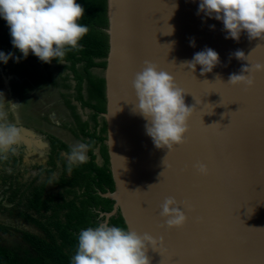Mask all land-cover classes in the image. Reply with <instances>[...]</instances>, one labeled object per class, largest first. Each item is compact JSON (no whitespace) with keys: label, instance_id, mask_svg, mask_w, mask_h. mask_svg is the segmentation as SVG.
I'll list each match as a JSON object with an SVG mask.
<instances>
[{"label":"water","instance_id":"1","mask_svg":"<svg viewBox=\"0 0 264 264\" xmlns=\"http://www.w3.org/2000/svg\"><path fill=\"white\" fill-rule=\"evenodd\" d=\"M199 2L107 0L102 117L114 189L102 196L114 203L104 221L119 213L126 228L162 238L155 251L148 249L150 264H264V72L251 74V88L227 83L243 67L264 64V40L250 41L246 32L239 41L226 39L222 21L197 15ZM205 48L220 59L211 73L182 65ZM237 50L246 60L232 55ZM146 60L172 75L187 92L186 106L195 107L186 142L168 154L133 112L132 81ZM220 101L224 106L216 107ZM213 123L219 124L205 127ZM169 197L188 217L182 228L162 227L161 205Z\"/></svg>","mask_w":264,"mask_h":264},{"label":"clouds","instance_id":"2","mask_svg":"<svg viewBox=\"0 0 264 264\" xmlns=\"http://www.w3.org/2000/svg\"><path fill=\"white\" fill-rule=\"evenodd\" d=\"M84 11L76 0H0V17L7 22L13 47L24 58L31 52L46 63L52 59L62 61L67 51L78 50L79 41L89 32L87 26L78 23ZM200 13L222 21L223 30L227 33L226 39L239 41L241 33L246 32L250 41L264 40V0H200L197 15ZM171 32L164 34L170 35ZM190 46L195 47L194 39L190 41ZM232 55L238 60H246L243 51L237 50ZM12 58L17 62L20 60L13 53L6 55L0 52V61L5 64ZM219 63L218 53L205 48L182 65L192 72L200 65L201 75H204L211 73ZM158 67L146 60L142 70L135 74L132 87L137 103L133 104V112L147 122L146 134L151 137L155 147L166 148L168 154L174 146L186 142L188 122L195 107L186 106L184 96L187 92L176 84L172 75L158 70ZM255 72H264V64L243 67L241 74H231L227 83L233 86L243 84L251 88L255 83L251 74ZM221 101L216 107L224 106ZM7 105L8 111L15 113L21 104L8 102ZM8 111L5 110V104L0 103V158L3 159H7L3 154L15 153L14 146L21 143L24 131L16 124L7 122ZM214 124L219 123L205 127ZM91 143L94 142L77 143L71 147L67 155L69 173L74 164L87 162L86 153ZM196 168L200 174H208L205 164H198ZM160 216L165 220L162 227L166 226L167 229L182 228L188 219L174 197L165 199ZM162 243V238H154L148 233L141 235L126 227L110 226L102 221L98 226L88 227L79 233L78 246L71 264H150L147 255L149 247L155 251L158 244Z\"/></svg>","mask_w":264,"mask_h":264},{"label":"trees","instance_id":"3","mask_svg":"<svg viewBox=\"0 0 264 264\" xmlns=\"http://www.w3.org/2000/svg\"><path fill=\"white\" fill-rule=\"evenodd\" d=\"M76 2L85 10L78 23L87 26L89 32L79 41L78 50L67 51L63 60L59 61L64 64L66 71L61 85L68 93L63 95L64 104L74 119L80 138L84 143H94H91L87 151V162L73 166L71 173L68 172V163L64 162L60 203L51 204V201L42 199L44 185L34 188L33 196L27 198L23 205L25 209H34L37 212L50 210L51 213L46 216L45 221L36 222L44 231V237L24 233V239L30 243V250L23 255L0 247V264H71L78 246L79 233L88 227L98 226L105 220L104 215L112 211L114 202L102 196L114 189L105 145L106 124L104 120L101 126L97 122L98 114L105 112L106 104L102 73L108 54L107 0ZM11 39L7 22L0 17V52L6 55L13 53L20 60H34L41 68L60 64L56 59H52L50 63L43 62L35 55L24 58L13 47ZM72 101L92 112L87 120L81 118ZM48 138L53 150L70 151L62 141L51 136ZM95 149L99 150L101 163L96 162ZM107 223L110 226L126 227L119 213L111 216Z\"/></svg>","mask_w":264,"mask_h":264},{"label":"flooded vegetation","instance_id":"4","mask_svg":"<svg viewBox=\"0 0 264 264\" xmlns=\"http://www.w3.org/2000/svg\"><path fill=\"white\" fill-rule=\"evenodd\" d=\"M10 60L16 61V59L14 58ZM5 74L6 75L0 73V84L2 87V88L0 87V89L2 90L3 98H6L7 102L21 104L17 95L16 94L13 95V87L16 85V82L14 81L15 75L12 74L13 77L11 78L10 75L11 73L9 74L5 73ZM63 93L64 92L60 93L59 95L62 100L61 102L62 107L67 110V116H68L67 119L71 120V122L73 121L72 122L73 125H71V127L73 126L74 129L79 134V131L74 123V119L71 116L69 109L64 104ZM65 94L68 93L66 92ZM72 103L77 106V111L81 115V118L83 120H87L92 114V112L89 109L81 108V106L77 104L75 101H72ZM19 108H18V112H19ZM23 111L24 110H22V113ZM103 120L104 118L102 117V113L98 114L97 122H99V126L102 125ZM71 127L70 129L62 128L64 130L63 138H66L67 141H65L61 137H54L50 133L43 134L40 136H38L35 133H32L30 136H25L23 134L24 136L21 143L14 146L17 152H15L14 154L13 153L9 154V156H7V159L0 158V161L1 163L4 164V167L9 168L6 171L2 172V175H6V176L0 178V184L1 185L6 184V187L3 186V190L1 189V193H4L5 190H8L6 192L7 194L8 192H10L9 196L4 195L5 194L4 193L0 197V199L5 196L6 199H8V201L11 202L8 207L13 209L17 207L19 208V206H23V208H21L20 212L18 213L19 215L17 214V217L19 219L26 220L29 226L32 227V229H34L35 231L38 230L40 234L43 235L40 237H44V231L37 225L36 222L45 221L46 216H48L51 213L50 210H48L47 212L43 210L41 212H37L34 209H25L23 204H25L27 198H31L33 196V192L35 190L34 188L39 187L40 185H44V194L42 195V199L49 202L51 201V204L60 203V198L63 193V188L61 187L60 183L62 178L61 176L64 172V162L68 163L67 155L71 151V147L75 145L77 141H79L80 143L81 142L84 143L82 138L80 141L74 135L73 131L71 130ZM49 136L67 144V146L70 148V151L67 152L61 149L53 150L51 140L48 138ZM26 139H28V141L30 140V143L26 144L27 142ZM43 140L44 142H42ZM31 142H33V144H31ZM105 145H106V141H105ZM98 151H99L98 149H95L94 154H97L96 162L101 163L102 157L99 155ZM24 152H26V156L28 153L27 157L24 156L25 159L22 158L21 155ZM20 161L21 162L23 161L26 164L24 168V171H26L25 172L26 175L24 179H21L18 176V173L20 174V172H22V168L20 167ZM77 165H79V163L74 164L73 166H77ZM20 201L21 203H19ZM12 212L13 210H11V213ZM13 216L15 218V214H13ZM3 220L4 219L0 220V247L9 249L4 242L9 238L8 235L13 234L14 231L21 234L20 244L22 245L24 244V246L30 247V243L26 242V240L24 239V233H29L34 235L32 230L30 229L27 230V228H24L22 230L18 227L13 226L12 224H8L10 222L8 219L4 220L5 223L2 222Z\"/></svg>","mask_w":264,"mask_h":264},{"label":"rangeland","instance_id":"5","mask_svg":"<svg viewBox=\"0 0 264 264\" xmlns=\"http://www.w3.org/2000/svg\"><path fill=\"white\" fill-rule=\"evenodd\" d=\"M98 72L101 73V70H98ZM0 73H3L4 75H6L5 73H11V78L13 77V75H15L14 81L16 82V85L13 87V95H17L20 100L21 106L24 109V115L29 118V121L18 124L16 122V119L18 118V115L20 116L21 113L18 112L17 114H15L11 111H8V102L6 98H3V93L0 89V103H4L5 110L8 111L7 122L14 123L24 131H27L31 134L35 133L40 136L43 134L39 130L38 120L45 119V116H48V114L52 112L51 110L54 111L55 116H57L61 121L60 123H62V121H68L67 110L62 107V100L59 96L60 93L64 92L63 94H65L67 91L60 86H51V81H56L57 84H61L62 78L66 76V71L64 69L63 63L50 64L46 68H41L36 64V61L31 59L21 60L19 62L9 59L6 64L0 61ZM50 104L52 105L50 108H52L53 105L54 107L49 110V107L47 105ZM42 142H44V140ZM9 154H11V152L5 153L3 155L9 156ZM21 155L22 158H24V156H28V153L27 156L26 152L22 153ZM25 165L26 164L23 161H20L22 172H20V174L18 173V176L21 179H24L26 175V171H24ZM7 169L9 168H5L4 164L0 161V178L6 176L2 175V172L6 171ZM3 186L6 187V184H0V197L4 193V195L9 196L10 192H8V194L6 193L8 190H5L4 193H1V189L3 190ZM10 203L11 202L8 201L5 196L0 199V220L8 219L10 221L8 224H12L13 226L18 227L22 230L24 228H27V230L30 229L37 237L43 236L38 230L35 231L34 229H32V227L29 226L26 220H22L17 217V214L20 212V209L23 208V206H19V208L17 207L13 209L8 207ZM11 210H13L12 213L15 214V218L11 213ZM4 220L2 222H4ZM8 236L9 238L5 240L4 243L15 253L23 255L25 254V252L30 250V247H26L24 246V244H20L21 234H19L18 232L14 231L13 234H9Z\"/></svg>","mask_w":264,"mask_h":264},{"label":"crops","instance_id":"6","mask_svg":"<svg viewBox=\"0 0 264 264\" xmlns=\"http://www.w3.org/2000/svg\"><path fill=\"white\" fill-rule=\"evenodd\" d=\"M51 86H60L61 87V84H57L56 81H51ZM0 87H1V84H0ZM11 101H12V99H11ZM47 106L49 107V110L54 107V105H53V107L50 108L52 106L51 104L47 105ZM19 107H18L19 112L21 111V114H20V116L18 115L16 122L18 124L19 123L22 124L23 122L29 121V118H27V116H25L24 113H22V110H24V109L21 106H19ZM51 111L52 112L50 114H48V116L47 115L45 116L46 117L45 119L38 120L39 130L41 131L42 134H47V133L49 134L50 133L54 137H61L62 139L67 141L66 138H63L64 130L62 128L70 129L71 125H73L72 124L73 121L71 122V120H68L66 122L62 121V123H60L61 121L58 119L57 116H55L54 111L53 110H51ZM17 113H18V109L16 110L15 114H17ZM71 130L73 131L74 135L81 141L80 135L77 133V131L74 129L73 126L71 127ZM77 143H80V142L77 141L76 144Z\"/></svg>","mask_w":264,"mask_h":264},{"label":"bare ground","instance_id":"7","mask_svg":"<svg viewBox=\"0 0 264 264\" xmlns=\"http://www.w3.org/2000/svg\"><path fill=\"white\" fill-rule=\"evenodd\" d=\"M23 133H24L25 136L28 135V134H30V133H28V132H26V131H24ZM24 135H23V136H24ZM31 144H33V142H31Z\"/></svg>","mask_w":264,"mask_h":264}]
</instances>
